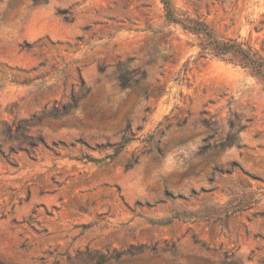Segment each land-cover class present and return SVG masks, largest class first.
Listing matches in <instances>:
<instances>
[{"label":"rangeland","instance_id":"obj_1","mask_svg":"<svg viewBox=\"0 0 264 264\" xmlns=\"http://www.w3.org/2000/svg\"><path fill=\"white\" fill-rule=\"evenodd\" d=\"M172 4L264 57V0ZM198 43L161 0L0 1V264H264V81Z\"/></svg>","mask_w":264,"mask_h":264},{"label":"trees","instance_id":"obj_2","mask_svg":"<svg viewBox=\"0 0 264 264\" xmlns=\"http://www.w3.org/2000/svg\"><path fill=\"white\" fill-rule=\"evenodd\" d=\"M1 1V0H0ZM166 12V19L169 24L179 25L182 29L198 40L200 57L206 58L212 56L223 61H227L236 66L247 70L249 74L264 81V57L251 47L244 45L234 39H222L202 20L191 18L185 14H179L172 4V0H161ZM28 121L25 122L29 126ZM22 127H17V131H24ZM124 145L117 148L116 153L121 151ZM95 161V159H91ZM238 167L236 163L233 165ZM256 193L244 190L241 193H233L229 201L224 205L206 206L197 211L175 212L172 217L166 221H154V224L170 225L175 220H214L222 221L228 217L239 214L251 209L258 204Z\"/></svg>","mask_w":264,"mask_h":264}]
</instances>
